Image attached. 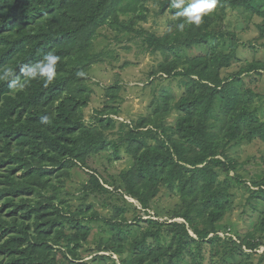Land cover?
<instances>
[{
	"label": "trees",
	"instance_id": "1",
	"mask_svg": "<svg viewBox=\"0 0 264 264\" xmlns=\"http://www.w3.org/2000/svg\"><path fill=\"white\" fill-rule=\"evenodd\" d=\"M149 1L0 0V68H13L23 80L20 65L34 64L49 51L60 57L56 77L47 86L36 79L13 90L0 81V264H78L79 251L91 234L87 220L102 221L113 232L106 249L133 254L123 257L121 264H203L205 244L214 248L221 240L219 235L209 236L233 210L234 201L218 171L236 169L238 162L228 156L229 149L243 141L264 142V119L253 107L259 94L242 79L244 73L263 70L264 62H251L223 76L238 57L239 41L231 34L232 48L220 49L226 34L215 30L216 18L224 19L228 8H244L264 20V0H216V8L199 26L186 25L182 31L179 9L170 6L171 0H155L161 15L174 16L163 35L136 28L148 20ZM128 15L131 18L124 20ZM101 27L139 33L155 50L173 52L175 57L161 62L159 71L182 77L184 86L178 100L163 90L151 120L142 118L125 131L122 123L123 132L115 140L106 132L116 127V119L100 111L90 123L83 113L92 94L87 61ZM201 45L209 48L191 54ZM78 71L84 75L78 76ZM118 88H109L113 99ZM173 110L179 112L177 120L166 124L162 118ZM45 115L48 124L41 123ZM123 145L135 162L120 176L128 195L143 206L162 189L180 195L177 216L184 222L168 224L172 236L167 244L159 220H146L134 235L124 207L107 217L92 206L73 209L66 200H56L73 168L86 165L92 154L110 147L118 151ZM253 183L257 189L249 201L259 215L240 250L264 241V177ZM89 187L108 192L96 173L90 174ZM238 250L233 247L231 256ZM263 262L264 254L259 259Z\"/></svg>",
	"mask_w": 264,
	"mask_h": 264
},
{
	"label": "rangeland",
	"instance_id": "2",
	"mask_svg": "<svg viewBox=\"0 0 264 264\" xmlns=\"http://www.w3.org/2000/svg\"><path fill=\"white\" fill-rule=\"evenodd\" d=\"M148 5V20L137 23L136 28L163 35L169 30L174 16L171 13L161 15L155 0H150ZM123 18L127 21L131 17L128 15ZM216 21L215 30L226 34L220 49L229 51L232 48L231 34H235L239 41L238 57L232 61L231 67L223 71V76L236 74L251 62H264L262 17L244 8H228L224 19L220 15ZM98 31L85 72L88 85L92 89L91 101L83 109V113L85 120L90 123L96 122L100 111L106 112L103 116L116 119V127L106 132L110 140H115L123 132L122 123L126 125L125 131L136 126L142 118L151 120L149 115L158 106L163 90H167L178 100L184 92L183 78L159 71L160 63L175 57V54L172 52L168 55L162 50H155L142 41L139 33L116 27H101ZM211 44L215 46L216 41L212 40ZM208 48L209 45L195 47L191 54L203 53ZM182 55L188 56V51L185 50ZM259 70L260 72L254 70L244 73L242 79L245 85L251 86L259 94L255 97L253 107L258 108L259 117L264 119V69ZM115 85L119 88L115 89L117 98L113 99L109 88ZM113 107L116 112L111 110ZM178 115L179 112L173 110L162 119L166 124H175ZM215 125L220 130L221 124ZM126 148L123 145L116 151L110 147L107 151L92 154L86 165L73 168L56 200H66L73 209L92 206L107 217L114 215L116 207H124L128 227L132 228L134 235L147 225L146 220H159L164 224L161 227L162 240L167 244L172 236L168 224L184 222L183 218L177 216L180 195L177 191L162 189L148 206H143L136 198L128 195L120 176L133 167L135 162ZM227 154L238 165L235 170L227 172L220 169L218 172L220 179L231 188L234 207L209 236L219 235L221 240L214 248L209 243L205 244L206 259L203 264H264L259 263L261 255L264 254V241L256 248L243 246L240 250L242 240L254 228L259 215L249 198L252 191L257 189L253 182L264 177V142L243 141L229 149ZM91 173L98 175L108 192L93 191L89 187ZM85 224L91 227V234L79 251L80 259L76 261L78 264H112L114 261L121 264L123 257H132L130 252L119 255L106 249L113 238V232L104 222L87 220ZM190 232L194 234L192 230ZM254 241L258 242V238ZM233 247L239 248L235 257L230 254ZM60 257L63 255L60 254Z\"/></svg>",
	"mask_w": 264,
	"mask_h": 264
},
{
	"label": "clouds",
	"instance_id": "3",
	"mask_svg": "<svg viewBox=\"0 0 264 264\" xmlns=\"http://www.w3.org/2000/svg\"><path fill=\"white\" fill-rule=\"evenodd\" d=\"M171 7L179 9L176 16L182 17L183 22L178 25L179 30H184L186 25L199 26L204 15L211 13L216 8V0H171ZM60 57L49 51L34 64H23L19 66L23 80L15 75V70L11 67L0 68V81L8 82L10 89H23L32 80L42 79L45 86L51 84L56 77L57 64ZM78 76H83V71L77 72ZM41 123H50L49 116L41 117Z\"/></svg>",
	"mask_w": 264,
	"mask_h": 264
}]
</instances>
